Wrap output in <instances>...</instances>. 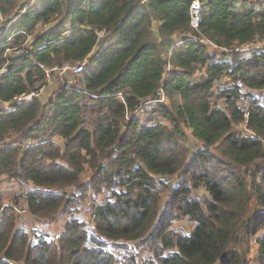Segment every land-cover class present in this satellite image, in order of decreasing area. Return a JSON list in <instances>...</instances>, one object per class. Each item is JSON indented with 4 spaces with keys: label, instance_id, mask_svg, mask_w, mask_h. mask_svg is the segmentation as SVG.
<instances>
[{
    "label": "trees",
    "instance_id": "trees-1",
    "mask_svg": "<svg viewBox=\"0 0 264 264\" xmlns=\"http://www.w3.org/2000/svg\"><path fill=\"white\" fill-rule=\"evenodd\" d=\"M200 1L194 27V0H0V264H140L115 258L120 241L151 246L144 264H264V47L211 46L264 41V0ZM80 63L53 95L14 100ZM86 164L95 187L72 197ZM6 179L28 187L24 206L5 202ZM91 189L110 198L87 222L74 202ZM22 213L70 219L52 237ZM182 216L192 232L171 228Z\"/></svg>",
    "mask_w": 264,
    "mask_h": 264
},
{
    "label": "rangeland",
    "instance_id": "rangeland-1",
    "mask_svg": "<svg viewBox=\"0 0 264 264\" xmlns=\"http://www.w3.org/2000/svg\"><path fill=\"white\" fill-rule=\"evenodd\" d=\"M22 1V5H24L26 3V5H33L35 3V0H21ZM2 33V31L0 32V34ZM12 37V36H11ZM31 42V40H30ZM256 43L252 44L251 46L254 49L256 47H263L264 44H259V45H255ZM213 48V47H212ZM214 49V48H213ZM234 50V49H233ZM221 54H223V51L227 52L226 50H218ZM246 53H248V51H245ZM73 67L69 68L67 71H59L56 70L54 74H52L51 79L47 82V84H45V87L42 89V94H41V98L45 99L48 96H51L54 94V91L57 90L59 88V85L61 83H63L66 79H68L70 77V72H72ZM218 88V86H216ZM216 88V89H217ZM166 100V99H165ZM141 115L143 117V122H146V117L148 116L145 113L141 112ZM237 130L240 131H246L244 129V125L242 126H236ZM188 140L186 142V146L190 149L191 154H193L196 150L195 147V143L194 140L192 139V136L190 133H188ZM56 141L57 143L63 148L64 147V142L61 138H59L58 136L56 137ZM174 181L177 180V178L173 179ZM23 186V188L21 187ZM30 186V185H28ZM87 187H91L94 188L95 187V181H94V176H93V170H91V168L88 166V164H86V170L84 172V174L81 177L80 180V184L77 187H69L67 188L68 194L72 197H76L78 198L79 196H81V193H84V189H86ZM5 188L6 190L4 191L5 194L4 196L7 197V199L5 200V202H8L10 200H12L16 195H18L20 197V201H21V196L23 194H25L26 190L28 189V187L26 186V184L22 185V184H18L15 181H9L6 179L5 182ZM25 188V190H24ZM199 193L204 194L203 190H199ZM110 198V194H109V190H102V192L98 193V192H94L92 189L90 191V194L88 196L87 199H85L84 201H78L76 200L74 202V204H76L80 210L74 211V215H76V218L82 219L84 221H91V208L93 206V203L98 204L100 202L105 201L106 199ZM163 198L167 199V194L166 192L163 194ZM8 204H4V206H6ZM25 202L22 204V201L20 202V207L24 206ZM24 212L26 213V211L24 210ZM24 217L25 221H29L26 225L27 227H29V229L32 228H37L39 232H43L45 234L50 233V236H56L61 234V231L65 225V223L68 221V219H70V215L67 213H61L59 218H57L55 221L53 222H33L30 220V218H28V216H25L24 213L21 214ZM72 215V216H74ZM32 219V217H31ZM195 222H193L192 220H190V218L188 216H182V217H177L173 220L171 228L175 231L178 232H183V233H190L193 231V229L195 228ZM33 230V229H32ZM48 235V234H47ZM261 233L258 232L255 236H251L248 240V242L245 243V247L246 249L249 251L251 250V253H254V250L257 247V240L260 237ZM108 247L111 249V251L115 254V258L116 259H120L122 262H131L133 263V261H135L134 259H136V261H138V263L140 264H144L147 261H154L153 255L154 252L151 248V246H145L143 244H141V242H129L126 243L124 241H120V242H111L109 243ZM17 264H23V263H17Z\"/></svg>",
    "mask_w": 264,
    "mask_h": 264
},
{
    "label": "bare ground",
    "instance_id": "bare-ground-1",
    "mask_svg": "<svg viewBox=\"0 0 264 264\" xmlns=\"http://www.w3.org/2000/svg\"><path fill=\"white\" fill-rule=\"evenodd\" d=\"M196 2H198V3L201 5L200 14H199L200 19H199V22L197 23V25L194 24L195 22H194V20H193V9H192V6H193ZM30 6H31V5H27L26 8H28V7H30ZM192 6H191L192 25H193L194 27H197V26L199 25L200 21H201L202 3H201L200 0H194ZM26 8H25V9H26ZM6 32H7V28H6L5 32L3 31V33H6ZM17 34H18V33H17ZM15 35H16V33L13 34V35H11V36L13 37V36H15ZM11 36L9 37L8 40H10V39L12 38ZM1 37H4V35H2ZM30 40H31L30 37H28V38L26 39V42H25L24 44H22L21 46H14V47H12V48H9V49L6 50V52L9 53V54H13V55L16 56V57H17V56H20V55L27 54V53L29 52V49L31 48V46H28V44H30ZM257 45H259V44H256V46H257ZM211 46H212L214 49H216V48L214 47V44H212ZM80 66L83 67V70L80 71V72H77L76 69H77L78 67H80ZM85 67H86V64H85V63H80V64H78V65H75V66L73 67L72 74L75 75V76H79L80 74H82V73L85 71ZM3 71H4V72H3ZM7 72H8V68H7L6 66L3 67V68H1V69H0V77L3 76V75H5ZM51 76H52V73H51V72H48V73H47L48 81L51 79ZM161 90H163V89H161ZM41 94H42V89L39 90V91H32V92H30L29 94H23V95H21V96H15L14 100H15V101H18V102H23V101L28 102V101H32L33 98L36 97V96H38V97L41 96ZM3 108H4V109H7V110H12V109H13V108L11 107V105H10L9 102L4 103V104H3Z\"/></svg>",
    "mask_w": 264,
    "mask_h": 264
},
{
    "label": "built area",
    "instance_id": "built-area-1",
    "mask_svg": "<svg viewBox=\"0 0 264 264\" xmlns=\"http://www.w3.org/2000/svg\"><path fill=\"white\" fill-rule=\"evenodd\" d=\"M192 9H193V20L195 22L194 24L197 25V23L199 22V19H200L199 14H200L201 5L198 2H196L192 6ZM15 19H17V18H15ZM214 47L216 49H218V50L219 49L222 50V48H219L218 45H216V44H214ZM251 48H253L251 45H246V46H242V47H235L234 48V51L235 52H245V51H250ZM256 48H261V47H256ZM256 48H254V49H256ZM226 51H227V53H232L233 49H226ZM82 70H83V67H81V66L76 69L77 72H80ZM231 83L234 84V85H236L239 88H243L244 87V83H243V80L241 78L231 79ZM159 95L162 97L163 100H165V96H164V93H163L162 90H160ZM59 236H60V234L59 235H56L54 237H59Z\"/></svg>",
    "mask_w": 264,
    "mask_h": 264
},
{
    "label": "crops",
    "instance_id": "crops-1",
    "mask_svg": "<svg viewBox=\"0 0 264 264\" xmlns=\"http://www.w3.org/2000/svg\"><path fill=\"white\" fill-rule=\"evenodd\" d=\"M3 32V31H2ZM260 43L261 44H264V41H260ZM250 45H252V44H250ZM234 48V47H233ZM49 235H51L50 233H48Z\"/></svg>",
    "mask_w": 264,
    "mask_h": 264
}]
</instances>
